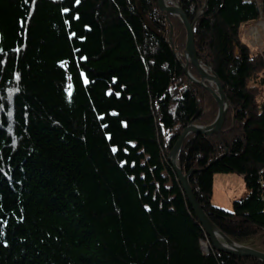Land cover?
<instances>
[{"label": "trees", "instance_id": "obj_1", "mask_svg": "<svg viewBox=\"0 0 264 264\" xmlns=\"http://www.w3.org/2000/svg\"><path fill=\"white\" fill-rule=\"evenodd\" d=\"M171 1L192 19L206 1L196 51L230 106L221 132L185 140L179 166L196 170L190 187L211 222L264 252V50L240 37L264 19V0ZM154 6L0 0V264H262L201 251L208 239L167 153L217 108L145 27L140 14L167 25ZM170 22L181 54L183 26ZM221 174L240 175L248 192L231 212L212 202Z\"/></svg>", "mask_w": 264, "mask_h": 264}, {"label": "water", "instance_id": "obj_2", "mask_svg": "<svg viewBox=\"0 0 264 264\" xmlns=\"http://www.w3.org/2000/svg\"><path fill=\"white\" fill-rule=\"evenodd\" d=\"M206 7V1L202 9L197 13L194 19L191 18L190 14L179 6L177 2L170 0H155L154 9L156 13L163 18L167 23L169 17L175 18L183 26L185 31V45L182 54L178 51L177 40L172 39V28L168 34H165L155 27H153L150 21L143 15L140 17L145 27L156 37L167 39L170 51L177 61L182 74L186 77L189 86H197L205 89L212 97L216 105V115L214 120L208 125H196L189 122L185 128H183L174 138L171 147L167 153V162L169 163L173 173L175 174L178 183L180 184L184 195L191 207L193 214L195 215L198 223L202 227L206 237L209 240L211 249L217 253L254 260L264 264V252L258 250L252 246H246L237 243L233 239L226 236L221 232L208 218L206 213L203 211L195 196L191 190L189 179L196 170H190L188 173L183 174L179 166V154L185 140L190 136H202L211 137L222 131L223 126L226 122L230 106L228 98L225 94L223 86L217 75L213 72V69L209 64H204L200 60V56L196 51L195 46V32L196 26L199 22L201 15L203 14L204 8ZM190 67L195 71L197 77L193 76L190 72ZM226 151L224 152V155ZM215 162V159L211 161V164Z\"/></svg>", "mask_w": 264, "mask_h": 264}, {"label": "rangeland", "instance_id": "obj_3", "mask_svg": "<svg viewBox=\"0 0 264 264\" xmlns=\"http://www.w3.org/2000/svg\"><path fill=\"white\" fill-rule=\"evenodd\" d=\"M170 18L172 17H169V22L168 23L166 22L167 25L164 26L162 29L163 30L162 32L165 34H168L170 30V26L172 28L171 31L173 34V26L170 22ZM259 24H261L262 27L256 28L254 26H250V27L242 26L240 30V37H241L242 42L248 45L252 53H256V52L258 53L264 50V19H262L259 22ZM257 36H258V39L256 40L255 37ZM175 39L178 42V38H174L173 41ZM184 45H185V38H184ZM261 78L264 79V72L261 74ZM262 100H264V85L260 87V95H259L258 103L261 102ZM242 189H246V188L243 184V179L240 175L238 174L216 175L214 177V182H213V199H212L213 205L225 212H231L232 202L235 200H240L242 198H245L248 194V192L242 193ZM251 243L252 242L250 241V242L244 243L243 245L252 246L260 250L258 243H254L252 245Z\"/></svg>", "mask_w": 264, "mask_h": 264}, {"label": "bare ground", "instance_id": "obj_4", "mask_svg": "<svg viewBox=\"0 0 264 264\" xmlns=\"http://www.w3.org/2000/svg\"><path fill=\"white\" fill-rule=\"evenodd\" d=\"M262 20V19H261ZM260 20V21H261ZM259 21V22H260ZM259 22H257L256 24H254V25H251V26H254V27H256V28H259V27H262L261 26V24H259ZM262 29V28H261ZM253 30V29H252ZM262 185V184H261ZM262 187V186H261ZM263 188V187H262ZM264 189V188H263ZM236 201V200H235ZM208 239V238H207ZM211 250V246H210V243H209V240H208V242H202L201 243V251L202 252H204L205 254H208L209 253V251ZM213 250V249H212ZM216 252V251H215ZM217 253V252H216Z\"/></svg>", "mask_w": 264, "mask_h": 264}, {"label": "snow or ice", "instance_id": "obj_5", "mask_svg": "<svg viewBox=\"0 0 264 264\" xmlns=\"http://www.w3.org/2000/svg\"><path fill=\"white\" fill-rule=\"evenodd\" d=\"M77 3H79V0H77ZM81 75H83V74H81ZM69 79H71V78L69 77ZM85 83H87V80H85ZM69 89H71V85H69ZM69 95H71L70 91H69ZM115 151H116V149L113 148V152H115ZM0 235H2V233H0Z\"/></svg>", "mask_w": 264, "mask_h": 264}, {"label": "built area", "instance_id": "obj_6", "mask_svg": "<svg viewBox=\"0 0 264 264\" xmlns=\"http://www.w3.org/2000/svg\"><path fill=\"white\" fill-rule=\"evenodd\" d=\"M245 2H249V1H251V0H244ZM259 36V35H258ZM258 36L257 37H255L256 38V40L258 39ZM254 38V37H253ZM263 188H264V184H262L261 185Z\"/></svg>", "mask_w": 264, "mask_h": 264}, {"label": "crops", "instance_id": "obj_7", "mask_svg": "<svg viewBox=\"0 0 264 264\" xmlns=\"http://www.w3.org/2000/svg\"><path fill=\"white\" fill-rule=\"evenodd\" d=\"M243 190H244V191H243ZM245 192H247L246 189H242V193H245Z\"/></svg>", "mask_w": 264, "mask_h": 264}]
</instances>
